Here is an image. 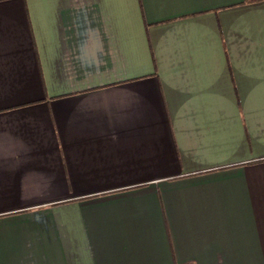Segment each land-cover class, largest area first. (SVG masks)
<instances>
[{
  "label": "crops",
  "instance_id": "1",
  "mask_svg": "<svg viewBox=\"0 0 264 264\" xmlns=\"http://www.w3.org/2000/svg\"><path fill=\"white\" fill-rule=\"evenodd\" d=\"M0 264H264V0H0Z\"/></svg>",
  "mask_w": 264,
  "mask_h": 264
}]
</instances>
